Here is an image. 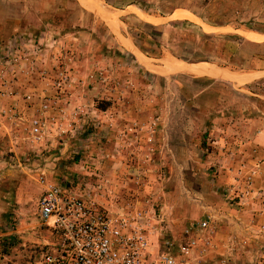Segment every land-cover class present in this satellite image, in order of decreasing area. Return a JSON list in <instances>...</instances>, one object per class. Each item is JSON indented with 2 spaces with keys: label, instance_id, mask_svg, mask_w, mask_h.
<instances>
[{
  "label": "rangeland",
  "instance_id": "obj_1",
  "mask_svg": "<svg viewBox=\"0 0 264 264\" xmlns=\"http://www.w3.org/2000/svg\"><path fill=\"white\" fill-rule=\"evenodd\" d=\"M97 2L101 11L87 4L86 8L82 0H0L3 42L14 35L35 38L45 31L56 32L57 44L49 48L45 65L41 57L38 61L46 74L38 71L35 77L45 81L44 99H53L60 92V77L65 76L66 86L60 93L66 96L68 120L78 128L62 136L46 135L41 151L34 154L6 151L0 155V172L13 177L0 179V264H34L47 241L45 227L36 220L37 197L31 191L34 182L42 185L38 176L45 174L43 158L53 154L54 164L60 162L68 171L78 172L80 159L100 155L99 164L107 166L101 173L108 176V164L115 160L106 155L123 139L136 158L131 173L142 181L129 187L140 200H149L148 206L173 233L178 234L185 222L207 216L208 208L220 227L225 218L221 210L229 208L235 214H227L231 219L228 223H237V230L230 232L239 242L236 258L246 259L264 251V188L253 181L252 198L239 205L236 198H227L225 189H242L248 172L242 174L241 181L233 176L229 186L222 190V186L217 187L220 170H232V165L226 164L227 157L235 163L238 154L234 140L228 139L230 148L226 149V136L241 128L249 134V118L264 120V38L260 40L258 34V40L249 37L253 31H264V0ZM177 10L191 11L197 18H176ZM199 15L224 27L209 30ZM175 23H179L177 27ZM199 30L213 36L242 38L230 42L209 38L211 61L196 62L227 70L239 81L217 74L163 72L144 63L148 58L161 66L174 58L182 60L171 50H200ZM238 43L237 53L231 55ZM230 56L242 60L244 68L226 64L224 60ZM124 133L125 138L121 136ZM89 134L94 135L87 137ZM48 138L53 139V147L70 144L69 152L44 151ZM41 160L44 162L36 164ZM242 166L237 170L242 171ZM27 171L37 174L27 178ZM25 189L30 196H25ZM213 191L220 196L209 201L208 193ZM255 202L258 208L252 207ZM32 221L39 224L31 229L28 224ZM31 231L35 233L30 235Z\"/></svg>",
  "mask_w": 264,
  "mask_h": 264
},
{
  "label": "built area",
  "instance_id": "obj_2",
  "mask_svg": "<svg viewBox=\"0 0 264 264\" xmlns=\"http://www.w3.org/2000/svg\"><path fill=\"white\" fill-rule=\"evenodd\" d=\"M30 38L34 37L18 35L0 42V78L5 72L14 74L16 67L25 66L26 71L32 73L40 60L45 65L46 54L57 40L41 33L37 46L28 51L24 46ZM38 71L46 74L43 66ZM65 82L62 75L58 82L60 92ZM60 92L41 103V115L29 119L28 140L38 149L46 135L62 136L78 129L68 120L67 109V112L61 110L67 108L63 107L67 101ZM50 109L61 114H47ZM121 136L125 138L126 134ZM123 140L121 144L115 143L113 151L105 155L122 164L127 182L142 183L139 176L131 173L136 168V158H133L129 143ZM100 158V155L90 154L88 159L78 161V167L87 172L85 177L89 183L81 192L71 190L67 184L48 180L44 173L38 176L44 189L37 201V215L48 236L34 264H264L262 250L246 259L236 258L234 252L239 242L235 236L221 249L220 227L212 214L186 223L175 234L156 215L154 208L148 206L149 200H140L129 186L124 192L112 193L117 209L102 206L98 190L107 188L108 179L99 169ZM140 162L145 160L140 159ZM254 173L251 170L243 178L242 171L237 170L235 178L238 181L243 178L245 186L225 189L227 198H236L239 205L252 198Z\"/></svg>",
  "mask_w": 264,
  "mask_h": 264
},
{
  "label": "crops",
  "instance_id": "obj_3",
  "mask_svg": "<svg viewBox=\"0 0 264 264\" xmlns=\"http://www.w3.org/2000/svg\"><path fill=\"white\" fill-rule=\"evenodd\" d=\"M83 6L87 8L86 4H83ZM101 10L102 9H100L99 11ZM191 13L194 15V17L184 16V18H197L193 12ZM149 16H152V15H149ZM152 17L163 18L162 16H155V15ZM206 26H207L206 28H209V30H217V29L224 27V25H220L218 23H212V22L211 23L208 22V25L206 24ZM43 33L48 35L50 38L52 37L54 39L56 38L58 39L56 32H54L55 34L52 33L51 31L50 32L45 31ZM252 34L254 35L258 34L261 37L260 40L264 38V31H258V32L253 31ZM40 35L36 36L35 39L34 38L28 39V41L25 43V46H24L25 49L28 51L29 50L32 51L37 46L38 38L40 37ZM16 36L18 35H14L10 37L9 40ZM0 42L4 43L2 40H0ZM129 43L130 45L132 44L131 48L134 49L133 48L134 43L132 41H129ZM182 62L186 64L184 61ZM187 63L192 64V65H188V67H194L195 65L199 63H204V62H199V63L195 62L196 64L194 62L193 63L187 62ZM41 65L42 64H38V66H36V69L32 73H30L28 70L26 71L25 66L24 68L16 67L15 68L16 72L14 74L10 72H5L4 75L0 78V155H2L3 152H6V151H15V153L17 152V153H21L24 155L26 154L30 155L31 154L30 151H32V153L34 154V152H39L41 149V148L38 149L37 145L31 144L28 140L29 119L33 116L41 115L42 112L40 110V105L42 102L47 101V99H44L43 91H42V88L45 87V81L38 80L37 77H35L38 70L41 69L42 67ZM154 66L158 68L157 70H162L164 72L165 70L163 69L169 65L166 64V65L159 66V65L154 64ZM216 68L221 69L218 67ZM260 71H263V70L256 69V72H260ZM174 72H187V71L182 70V69H178V70L176 69V71ZM212 72H216L219 74V72L215 69L214 71H209V74L206 76L216 77L214 76V74H211ZM199 75H203V74H199ZM65 105L66 104L63 103V107H65ZM61 110L66 111V107L64 109L62 108ZM47 114L58 115V114H61V112L57 113L56 109L55 111L50 109L47 112ZM128 119H131V118L128 117ZM250 122L252 123L251 125L252 130L249 134H246V132H244V130L241 128L238 131L235 130V131L230 132V133L234 132V134L226 136L227 140L228 139L234 140L232 143L234 144V146L236 145L237 147L236 152L238 154L235 156V163L229 162L228 157H227L226 164L232 165V170H229V169L220 170L221 173L217 177L218 189L221 186H222L221 190L227 187V185L229 186V183L232 182L233 176H237L236 170L237 168L241 167V163H243L242 173L244 174V172H248L247 174H249L251 170H254L255 173H254L253 181L255 182V185L257 184L264 188V120H261V119L257 120L255 118H249L248 123ZM93 135L89 134V136L87 137H93ZM48 140L50 142V140H53V139L48 138ZM229 140L226 141L227 143L226 149L230 148L229 143H228ZM242 141L244 142V144L239 145L238 143H241ZM49 142L48 144L44 145V147L42 148V149H45L44 151L46 152L48 151L52 152L53 150L54 151L61 150L63 152H69L70 150V147H69L70 144L68 143L66 145L63 144V147L60 148L61 144H58V146L56 145L53 147L52 145H54L55 143L53 142L54 143L53 144ZM256 151L257 153H255ZM52 157H54L53 154H50V157L48 158L46 157V159L41 157L46 161L44 163L45 175L49 179L57 183L67 184L70 187V189L75 192H81L82 190H85L86 186H88L89 184L86 181V177H85V174L87 172L81 168H78L79 169L78 172L68 171L62 163L57 162L56 164H54L51 159ZM43 162L44 161L41 160V162L38 161V163L36 164H39V163L41 164ZM59 163H60V166H59ZM108 167H109L108 168L109 175L105 176L108 179V184H107L108 186L107 188H101L100 190H98L99 192L98 201L102 206L106 207L107 209L115 210L117 209V205L113 202L112 193L124 192L125 188L128 186H131L132 184L126 181L125 169L122 167V164H120V162L110 161L108 164ZM99 169L100 171L103 172L104 171L103 169H107V166L105 168L102 163V165L101 164L99 165ZM36 174L37 173H32L30 171H27L26 177L27 178H29V176L35 177ZM5 178L12 179L13 177L8 176L5 171L0 172V179L5 180ZM43 189L44 187L42 185H40L38 182H34V185L31 191L35 193V197H37V201L40 195L42 194ZM30 193L31 192L25 189L26 197L30 196ZM214 196L218 197L220 196V194L217 193V191L208 193V200L211 201L212 198L214 199ZM37 201H36V205H37ZM258 206H259L258 202H255L252 204L253 208H258ZM221 211H223L222 216H224L225 218L224 220L222 219V223L220 224L221 226H220L218 238H219L220 248L224 249V247L227 246V243L232 237L230 232L237 230V225H236L237 223H233V224L228 223L229 221H231L228 215L235 214L234 210H229V208H224V210H221ZM212 212L213 211L211 209L209 210L208 208V214H212ZM36 220H39L38 216ZM186 223L188 222H185V224ZM36 224L38 225L39 223L32 221V223L28 224V227L30 226V228L32 229L33 227H36ZM249 229L251 230L252 228H249ZM13 231L17 232V230H13ZM242 232H245V231L242 230ZM33 233H35V231H31V233L29 234L31 235ZM236 254L237 253L235 251L234 256H236Z\"/></svg>",
  "mask_w": 264,
  "mask_h": 264
},
{
  "label": "bare ground",
  "instance_id": "obj_4",
  "mask_svg": "<svg viewBox=\"0 0 264 264\" xmlns=\"http://www.w3.org/2000/svg\"><path fill=\"white\" fill-rule=\"evenodd\" d=\"M97 1L98 0H82V2L84 4H87V6H89L91 9L99 8L97 10H100V9H102V7L100 5L101 3L97 2ZM139 11L140 10H137L138 13H139ZM140 12H141V14L143 13L142 11H140ZM174 15H175L176 18L184 17V16L194 17V15L190 11H187V10H177L174 13ZM249 37L252 38V39H259V36L254 35L252 33L249 34ZM142 56H141V59L144 58ZM143 61H144L145 64L148 65V67L153 68L154 70L158 69L156 66H154V64L148 58H144ZM164 63H166V62H164ZM185 63L187 65L184 64L181 60H178V59L174 58L173 60H170L169 63L167 62V65H169V66H166L163 70H165L164 72H174V71H176V69L177 70L178 69H182V70H185V71H187L189 73H193V74H196V75H199V74L208 75L209 71H214L216 69L219 72V74L216 73V72H212L211 74H214V75L218 74L217 76H224V77H226L228 79L239 81L238 77H236L235 75H230V74L226 73L223 69H217L212 64L210 65V64H207V63H199V64L195 65L194 67H188V65H192V64L187 63V62H185ZM164 65H166V64H164ZM205 73H207V74H205Z\"/></svg>",
  "mask_w": 264,
  "mask_h": 264
},
{
  "label": "trees",
  "instance_id": "obj_5",
  "mask_svg": "<svg viewBox=\"0 0 264 264\" xmlns=\"http://www.w3.org/2000/svg\"><path fill=\"white\" fill-rule=\"evenodd\" d=\"M208 0H204V2H207ZM110 3V2H108ZM67 11H70L67 8ZM199 17L201 19H203L204 21H206L208 23V20H206L203 16L199 15ZM59 20V19H58ZM54 21H57V18L54 17ZM187 24L190 25H194L191 22H188L187 20L184 21ZM183 23V22H182ZM179 23H175L173 26L177 27ZM199 34H200V45H201V49L195 51L194 53L192 52H184V51H180V50H171V54L177 58H180L184 61L187 62H198V61H211V59L208 57V39L209 38H222L225 41L230 42L231 40H236V39H242L240 36L237 35H223V36H213V35H208L205 32H202L199 30ZM236 42V41H235ZM241 46L240 43H238V45L234 48L235 50L232 52L231 55H233L234 53H237L236 51H238L239 47ZM126 55H129V53L127 52ZM253 56H257L256 53H253ZM224 62L226 64H232L234 66H238L239 68H244V62L242 60H239L238 58H232V56H230V58L224 60ZM10 239V237H9Z\"/></svg>",
  "mask_w": 264,
  "mask_h": 264
},
{
  "label": "water",
  "instance_id": "obj_6",
  "mask_svg": "<svg viewBox=\"0 0 264 264\" xmlns=\"http://www.w3.org/2000/svg\"><path fill=\"white\" fill-rule=\"evenodd\" d=\"M193 63V62H192ZM195 63V62H194Z\"/></svg>",
  "mask_w": 264,
  "mask_h": 264
}]
</instances>
